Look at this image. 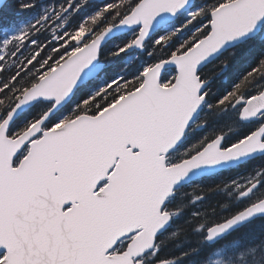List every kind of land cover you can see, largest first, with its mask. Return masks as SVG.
Returning a JSON list of instances; mask_svg holds the SVG:
<instances>
[{
	"label": "snow or ice",
	"instance_id": "snow-or-ice-1",
	"mask_svg": "<svg viewBox=\"0 0 264 264\" xmlns=\"http://www.w3.org/2000/svg\"><path fill=\"white\" fill-rule=\"evenodd\" d=\"M3 15L0 264H264V0Z\"/></svg>",
	"mask_w": 264,
	"mask_h": 264
},
{
	"label": "trees",
	"instance_id": "trees-1",
	"mask_svg": "<svg viewBox=\"0 0 264 264\" xmlns=\"http://www.w3.org/2000/svg\"><path fill=\"white\" fill-rule=\"evenodd\" d=\"M15 3H16V0H8V2L5 5H10L14 9ZM3 8L0 11V24H5V23H8L10 20H14L15 19V17H13V16L5 17L3 15ZM225 175H229V173H225Z\"/></svg>",
	"mask_w": 264,
	"mask_h": 264
},
{
	"label": "bare ground",
	"instance_id": "bare-ground-1",
	"mask_svg": "<svg viewBox=\"0 0 264 264\" xmlns=\"http://www.w3.org/2000/svg\"><path fill=\"white\" fill-rule=\"evenodd\" d=\"M8 2V0H5V2L3 3V5L0 8V11L2 10V8L4 7V5Z\"/></svg>",
	"mask_w": 264,
	"mask_h": 264
},
{
	"label": "water",
	"instance_id": "water-1",
	"mask_svg": "<svg viewBox=\"0 0 264 264\" xmlns=\"http://www.w3.org/2000/svg\"><path fill=\"white\" fill-rule=\"evenodd\" d=\"M4 2H5V0H0V8L3 5Z\"/></svg>",
	"mask_w": 264,
	"mask_h": 264
}]
</instances>
